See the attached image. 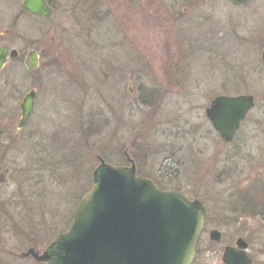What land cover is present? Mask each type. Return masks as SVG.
Returning <instances> with one entry per match:
<instances>
[{
  "label": "rangeland",
  "instance_id": "obj_1",
  "mask_svg": "<svg viewBox=\"0 0 264 264\" xmlns=\"http://www.w3.org/2000/svg\"><path fill=\"white\" fill-rule=\"evenodd\" d=\"M64 1L67 22L20 26L44 43L40 68L29 72L21 54L0 72V115L15 118L10 134L0 123V264H46L22 255L42 254L69 229L99 157L133 161L141 177L205 204L194 264H224V247L238 237L252 239L254 264H264L261 217L231 205L252 175L238 155L262 146L264 116L254 111L244 123L240 149V137L226 143L206 116L215 97L239 93L234 75L247 70L239 65L247 38L264 28V0ZM33 89L32 117L18 133L13 102ZM214 229L222 242L210 240Z\"/></svg>",
  "mask_w": 264,
  "mask_h": 264
},
{
  "label": "water",
  "instance_id": "obj_2",
  "mask_svg": "<svg viewBox=\"0 0 264 264\" xmlns=\"http://www.w3.org/2000/svg\"><path fill=\"white\" fill-rule=\"evenodd\" d=\"M24 7L37 17L51 16L45 0H25ZM17 57L15 51L0 50V70ZM25 66L37 70L38 55L28 54ZM35 97V91H29L21 104L20 128L29 121ZM253 105L251 97L220 96L206 115L221 137L231 142ZM100 161L93 172L94 186L81 201L69 231L43 254L30 249L22 257L46 264H193L204 227L202 203L137 176L133 161L131 166ZM211 239L219 241L220 233L213 231ZM238 247L226 249L224 264H252L247 244L239 240Z\"/></svg>",
  "mask_w": 264,
  "mask_h": 264
},
{
  "label": "flooded vegetation",
  "instance_id": "obj_3",
  "mask_svg": "<svg viewBox=\"0 0 264 264\" xmlns=\"http://www.w3.org/2000/svg\"><path fill=\"white\" fill-rule=\"evenodd\" d=\"M24 1L25 0H11V1L9 0L8 2L4 3V0H0V50L5 48L7 49V52L9 54L13 51L18 53V57L14 60H9L6 66L4 67V69L1 70L0 72L4 71L6 67L12 62H16L20 60L22 58L21 54H26L23 60L24 65L26 62V57L30 53H36L38 55L39 66L41 65L42 52H43L41 48H44L43 46L44 43L42 40L41 41L37 40V38L30 39L26 35H23L24 31L20 30V26L22 24H24V27L27 29V32L33 28L37 29L36 31L39 32V31H44L47 28V26H49L48 23L53 21V19L56 18V16H59L60 17L59 20H62L63 23L67 22V20L69 19L67 13L70 12L71 8L67 6V4H65L64 0H45L47 7L51 11L50 17H37L32 15L25 9ZM249 1L250 0H247L243 4H247L249 3ZM59 24L62 23L60 22ZM247 48H248L247 50L248 55L243 56L244 59L243 63L239 62L240 67L242 66L245 68L247 66V70L244 71L242 75L241 73L239 74L237 73V75L236 74L234 75V87L237 89L239 93L235 94L233 97H241V96L251 97L254 105L247 114L245 120L240 124V127L236 131L233 140L231 142H227L224 140L226 143H234L237 140V138L240 137V143H237V145L239 146L238 149L244 147L243 145L246 144L244 143V138H246L247 136H245L244 134L241 135V131L243 129L244 123L248 120L250 115L254 111H258L259 113H262V115L264 116V28H257L249 35V37L247 38ZM244 79L245 81L241 83V81H243ZM242 84H245L248 88V91L246 93L241 92ZM34 91L37 97V92L36 90ZM24 97L20 102L16 100H14L13 102L14 108L19 109L21 118H22L21 104L23 102ZM216 98L217 97H215L214 100ZM1 107H3L2 103L0 104V110L3 111ZM34 108H35V102H34ZM2 121H6L8 123V128H6L5 130H7L10 134L13 128L15 127V118L13 117L12 119L8 120L1 117L0 123H2ZM20 121L18 124V131H16L18 133L28 125L30 119L27 125L22 128H20ZM261 145L262 146L259 147L258 150L256 148H251L244 151L241 155H238L237 159L242 160V162L248 164L251 167L250 173H252V175L248 180V188L242 192L238 190L239 193L235 192L233 194L231 205L233 207V210H235L237 213L238 212L242 214L249 213L250 214L249 216L261 217L262 220L259 223L261 226L264 227V142ZM236 170L237 171L235 175L242 176L246 169H243L239 165ZM222 174L224 176L229 177L228 170L224 169ZM201 203L203 204V206L205 205L202 201ZM206 222H207V212L204 220L203 233L205 232ZM236 222L237 221L233 220L231 224L236 225ZM226 224L229 225L230 223L227 222ZM237 224L241 225L240 222H237ZM213 231H217L220 233L219 241H214L211 239V233ZM223 237H224L223 232L215 229L211 230L209 233V238L213 242L220 243L223 241ZM239 240H243L247 244V248L245 249V251L248 257L250 258L252 264H254L255 258L249 252L252 245V239L249 237L247 238L238 237L234 243L227 244L223 249L222 261H223V255L227 248L230 247L239 250L238 247Z\"/></svg>",
  "mask_w": 264,
  "mask_h": 264
},
{
  "label": "trees",
  "instance_id": "obj_4",
  "mask_svg": "<svg viewBox=\"0 0 264 264\" xmlns=\"http://www.w3.org/2000/svg\"><path fill=\"white\" fill-rule=\"evenodd\" d=\"M123 165H125V163Z\"/></svg>",
  "mask_w": 264,
  "mask_h": 264
}]
</instances>
